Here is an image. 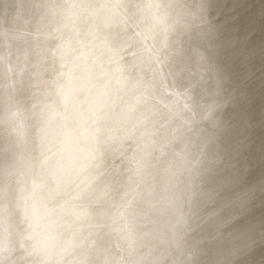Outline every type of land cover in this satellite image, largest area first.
<instances>
[{"label": "clouds", "instance_id": "obj_1", "mask_svg": "<svg viewBox=\"0 0 264 264\" xmlns=\"http://www.w3.org/2000/svg\"><path fill=\"white\" fill-rule=\"evenodd\" d=\"M153 7L25 0L26 23L60 41L55 56L26 31L0 34L23 46L19 63L34 57L15 87L0 86V264H156L148 237L178 245L195 169L145 150L147 129L110 67L141 50ZM132 185L141 192L122 203Z\"/></svg>", "mask_w": 264, "mask_h": 264}, {"label": "bare ground", "instance_id": "obj_2", "mask_svg": "<svg viewBox=\"0 0 264 264\" xmlns=\"http://www.w3.org/2000/svg\"><path fill=\"white\" fill-rule=\"evenodd\" d=\"M143 2L157 6L147 10L149 19L144 22L143 33L139 35L148 46H141L137 55L127 59L125 56L122 59L114 57L115 63L110 67L119 87L127 86L123 92L127 93L125 99L130 109L136 107L143 113L148 110L157 118L155 125L149 120L150 115L142 120L148 133L144 148L152 156L153 150L185 151L184 148L190 145L197 152L196 147L205 141L204 155L199 152L195 161L189 159L188 164H193L195 175L190 190L185 191L187 225L181 230L178 245H172L168 237L158 235L148 237L146 243L154 248L152 255L156 264H264V154L256 161L252 158L255 151L264 153V110L259 111L256 122L236 135V153L231 158V167L228 165L232 170L230 180L228 184L225 181V186L219 187L216 193L211 189L212 167L206 163L209 159L205 155L214 144L227 141L228 129L237 122L235 115L239 106L234 95L241 96L251 112L256 111L257 101L264 103V0H185L187 7L183 0H178L177 5L183 12L175 20L168 18L173 22L168 39L157 37L159 28L164 31L169 26L164 17L166 9L161 7L163 4L159 0ZM25 31L38 37L36 28ZM134 32L139 33L140 29H128L129 34ZM47 38L50 54L55 56L53 51L60 41L48 35ZM148 38L152 42L151 48ZM116 39L123 43V35ZM146 47L150 51L145 56L142 49ZM214 49L219 54V63L209 60ZM191 59H199V66L196 67V62ZM217 63L218 68L226 72L225 81L231 84L225 96L228 101L220 106L219 118L212 116L211 108L202 109L200 101L206 95V89L198 79L199 74L203 77L208 74L206 72H216ZM163 84L178 88L182 99L176 100L171 93L164 95ZM246 87L250 89L246 90ZM208 102L211 104L212 101ZM139 111L136 113L140 114ZM180 114L181 118H177ZM173 124H176L174 131H168ZM154 139L157 141L152 145ZM115 163L119 165L120 159ZM223 167L226 166H221L220 171ZM140 192L135 185L123 189L121 202H135ZM240 225L244 229H240ZM151 228L152 225H148L145 230Z\"/></svg>", "mask_w": 264, "mask_h": 264}, {"label": "water", "instance_id": "obj_3", "mask_svg": "<svg viewBox=\"0 0 264 264\" xmlns=\"http://www.w3.org/2000/svg\"><path fill=\"white\" fill-rule=\"evenodd\" d=\"M159 1L161 2V4L167 5V7H164L166 9L164 17L166 18V22H168L169 26L167 25L168 29H166L164 31H162L159 28L160 34L157 35V37L159 39H165V38L168 39V34L171 33L170 32V29H171L170 23H173L168 18L175 20L177 17H179L178 15H180V13H182L183 11L180 8V5H177V4H179L178 0H159ZM137 2H139V0H137ZM183 4L186 6L185 0H183ZM24 9H25V0H0V34L5 33V32H9V31H25L28 28L30 30H33L34 28L37 29V27L34 23H26V21H28V16L26 15V12ZM214 25H215V23H214ZM162 29H164V26H162ZM33 36L31 34L29 36V44L33 49H35L37 47H47V49L50 51V40H49V38H47V33H40L39 32L38 37H33ZM35 36H37V35H35ZM209 36L211 39H213L212 42L214 43V45H217L218 43L214 39V37L211 36L210 34H209ZM137 38L140 40V49H141V46H145V45L148 46L146 42L144 44V42L139 38V36ZM146 40L149 43L150 48H151V43H152L151 40L149 38ZM0 46H1L0 47V86L7 84L9 86L15 87L17 85V82L20 81L24 75L23 73H21V68H25L26 64L30 63L34 59V57L29 56L28 61L25 64L19 63L17 61V52L15 51V49L17 47H23V46L13 44L10 41L6 42L3 35H0ZM150 48L146 47V48L142 49V52L145 53V56L149 53ZM53 53H56V49L53 51ZM125 53L126 54L124 56L127 59L128 57L133 56V53H136V49L132 48L129 50L127 48ZM211 54H212V56H210V57H212V59H209V60L213 61V59H214V60H216V62L219 63V54H217V52H215V49H214V51L211 52ZM191 60L196 62V67L199 66V64L197 63V62H199V59H197V60L191 59ZM218 63H217V71L216 72L210 73V72L205 71L208 74H206V76H203V77L199 74L198 79H199L201 85L204 87V89H206L205 90L206 95H203L202 100L204 101V99H205L206 101L204 103H208V104H204L203 102H201L202 101L201 100L200 103H202V104H200V105H201L202 109L203 108L205 109L206 107L211 108V112L213 113L212 116H218V118H219L221 111H222V107L220 108V106L224 105V102L227 103L228 100L225 99V96L227 95V92L229 91L231 84H229L228 81L227 82L225 81L224 76H225L226 72L224 70H222V69L220 70V68H218V66H220ZM189 64H191L190 61H189ZM211 64H213V63H211ZM191 66H192V64H191ZM252 68L253 67H251V69ZM134 75H133V77H134ZM255 78L257 79V77H255ZM229 79H230V77H229ZM167 86H169L170 88H167ZM126 88H127V86H125L123 88L121 87V89H123L122 92L124 90L126 91ZM170 89L172 92H169ZM249 89H250V87H246V90H249ZM219 90H221V91L219 92ZM161 91L164 95H170L169 93H171V96L173 98H175L176 100L182 99V96L178 93V88L175 87V89H173L172 85H170V84H163L161 86ZM253 92H255V90H253ZM123 93L127 95L126 92H123ZM247 93H251V91L247 92ZM126 95H125V97H126ZM208 101H212L211 104ZM234 101L239 106L238 109L236 110L237 114L235 115L237 117V122H236L235 126L231 125L232 131H231V129H228V130H230L229 131L230 135L228 136V139H225L227 141H224L222 144L219 143V145H218V143L214 144V147H212L210 152H209V150H206V154H205V155H208V157H206V159H209V161L206 163H208L209 166L212 167L213 177H212L210 183H211V189L214 191V193H216L218 191V188L221 187L222 185L225 186V181L227 182L226 184H228V182L230 180L229 177L232 174V170L230 168L231 167V161H232L231 158L236 153L234 148L237 146L235 143L236 135H238V134L240 135V133L243 131L242 129L249 127L250 123H252L253 121L256 122L258 120L257 118L259 117V114H260L259 111L264 110L262 108L264 103H261L260 100L257 101L256 111H253V112L250 111L251 108L249 109V105H246L247 104L246 101H242L241 96L239 97V95H234ZM230 106H231V104H230ZM230 108H232V107H230ZM130 110L133 111L134 113L138 112V109L136 107H135V109H130ZM229 110H231V109H229ZM142 111H144V109H142ZM229 112H228V114H229ZM234 112H235V109H234ZM139 113L141 114V116H142L141 118L143 121L150 115L149 120L151 119L150 120L151 123L153 125H155L157 123V118H155V116H152V113L149 114L148 110L146 113H143L140 111H139ZM181 116H182V114H180L177 118H181ZM235 116L233 114L231 116V118L233 119V117H235ZM219 120L221 121V119H219ZM174 123H176V121H174ZM174 126H176V124H173L169 128L168 131H170L171 129L173 130ZM161 128H158V131H160L159 133L162 134ZM206 130H208V129H206ZM173 131L170 133H173ZM217 131H218V129H217ZM205 132L209 134V131H205ZM231 133H232V135H231ZM247 133H248V131H247ZM211 135H212V133H211ZM216 136H219V134L217 135V133H216ZM151 141H153V142H151V144L153 145L154 143H156L157 139H154ZM204 142L205 141L203 140L202 143L200 144V146L196 147L197 152H196L194 147L193 148L191 147V145L188 148H184L185 151H183V149H182L181 151L171 150L169 152H166L164 150H153V152H154L155 158H157V159L173 160V161L179 162L180 164H181V162H183L182 163L183 168L189 167L192 169L193 164L192 165L190 164V166H189V164H188L189 159L191 158L192 161H195V159L199 155V152L204 155V152H205L203 150L204 146H205ZM262 154H264L263 151H258V152L255 151L253 153L252 158L255 159V161H256V159H259L262 157ZM228 165H230V167H228ZM221 166H226V167H223V170L220 171ZM172 171H175V169H173ZM251 184L252 183L250 181V185ZM193 198H194V196L192 197V200H193ZM196 209H199V208L196 206ZM239 227H240V229H244L243 225H240ZM242 240H243V238H242ZM183 264H185V263H183Z\"/></svg>", "mask_w": 264, "mask_h": 264}]
</instances>
